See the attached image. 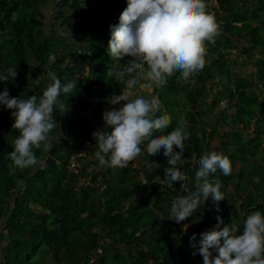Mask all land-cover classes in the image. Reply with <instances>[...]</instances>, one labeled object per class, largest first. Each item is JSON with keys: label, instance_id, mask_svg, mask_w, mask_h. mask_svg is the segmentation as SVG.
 <instances>
[{"label": "trees", "instance_id": "16d2710c", "mask_svg": "<svg viewBox=\"0 0 264 264\" xmlns=\"http://www.w3.org/2000/svg\"><path fill=\"white\" fill-rule=\"evenodd\" d=\"M218 1L219 35L213 43L205 41L209 64L206 61L204 69L187 80L176 72L154 91L162 105L156 115H167L170 122L163 130L154 131L152 138L183 127L188 134L184 141L185 162H178L176 167L186 177L195 175L200 158L212 151L227 156L232 164L231 175L224 176L218 169L210 176L219 180L224 195L219 211L208 199L185 220L196 221L193 227L175 232L167 226L172 203L188 193L179 186L161 187L147 177L152 167L163 171L171 167L164 149L151 156L146 151V140L141 156L131 162L133 169L126 167L134 175H127L126 168H122L116 171L118 175H112L113 179L104 178L109 186L103 193L105 202L93 196L92 187L77 193V176L69 172L73 156L88 151L95 157L92 134L100 129L107 131L103 129V104L125 87L106 73L108 67L120 69L132 59L112 60L108 53L111 26L119 23L128 0H96L90 4L82 0H0V29L11 35L7 41L10 53L0 55V75H6L8 68L17 71L15 79L0 81V93L7 90L10 97L22 100L34 95L39 103L49 83V72L58 75L62 86L76 84L71 93H61L59 100L68 105V111L54 106L56 127L48 141L33 148L40 163L29 168L13 167L8 158L19 132L12 128V110L0 105V264H105L101 259L105 254H111L113 264H203L202 256L192 255V235L199 242V234L213 230L219 223L218 216L223 218V226L233 218L239 235L248 215L255 211L264 215V166L257 167L252 160L254 150L264 141V97L260 100L234 88L235 67L228 56L231 51H239L241 56L251 57L262 50L256 67L264 95V0ZM204 3L208 12L207 0ZM240 3L249 6L246 12ZM50 10L57 22L72 32L73 39L58 35L53 24L47 25V21L52 23ZM83 11L77 29L75 19ZM54 35L57 40H53ZM29 52L32 62L28 60ZM94 100L101 103L100 107L91 116L84 115L92 110ZM223 100L227 102L221 108ZM113 107L110 104L108 110ZM225 129L228 131L224 134ZM251 130V138H244L243 134ZM143 156L152 166L142 164ZM111 172L105 166L103 175ZM136 172L143 176L141 181ZM101 175L95 170L94 180ZM127 199L137 202L129 206ZM213 255L218 253L213 251Z\"/></svg>", "mask_w": 264, "mask_h": 264}, {"label": "clouds", "instance_id": "9594fccd", "mask_svg": "<svg viewBox=\"0 0 264 264\" xmlns=\"http://www.w3.org/2000/svg\"><path fill=\"white\" fill-rule=\"evenodd\" d=\"M110 31L108 53L112 60L132 59L120 69L114 66L107 69V77L125 86L121 94L112 95L107 102L113 106L123 102V106L103 113V129L107 131L100 129L92 134L96 141L95 158L102 167L126 168L141 156L147 140V153L155 156L164 149L163 154L171 165L165 169L166 179L161 180V184L185 181L186 176L176 165L185 162L187 132L177 127L167 136L152 138L154 131L168 127L169 117L156 115L162 108L158 97L145 99L136 95L131 98L132 89L141 79L146 83L140 86L150 88L163 86L176 72L187 80L202 71L206 64L205 41L214 42L219 35V25L206 11L204 0H128L119 23L111 26ZM16 76L15 68H8L6 75H0V81L7 82L9 77L15 79ZM47 79L49 83L39 103L34 95L22 100L10 97L7 90L0 93V105L12 110V128L19 132L14 151L8 154L13 167L23 169L40 163L33 148L38 149L42 142L48 141L49 133L56 127L57 122L52 117L54 106L68 111V105L59 97L61 93H71L75 82L62 86L54 72H49ZM218 169L224 176L231 175L232 164L227 156L212 151L200 158L195 173L196 191L173 200L171 220L181 223L193 217L208 199L219 211V203L225 200L221 184L218 179H210ZM217 220L219 223L213 230L199 234V242L195 234L190 237V246L195 249L193 256H202L203 264H264V215L260 211L247 216L239 235L240 229L233 218L226 226L222 217L218 216ZM189 227L184 224L182 230L187 232ZM213 251L218 255L214 256Z\"/></svg>", "mask_w": 264, "mask_h": 264}, {"label": "rangeland", "instance_id": "374dc122", "mask_svg": "<svg viewBox=\"0 0 264 264\" xmlns=\"http://www.w3.org/2000/svg\"><path fill=\"white\" fill-rule=\"evenodd\" d=\"M96 0H94V3H95ZM82 2H89L88 0H82ZM51 14V15H50ZM53 10H50L49 14V18L52 16V23L49 24V21H47V25H54L56 27L55 29V32L59 34H63L64 36H68L70 39L73 37V34L70 30H68L67 27H64L63 24L61 25V21L60 22H57L56 20V14L54 13L53 15ZM79 16L81 17V21L83 20V17H84V11L83 13L79 14ZM79 18V17H77ZM49 28V27H48ZM79 29V28H77ZM50 32L51 30L49 29V36L48 38L50 39L49 41L52 40V35H50ZM76 34L79 33V31L77 30L75 32ZM75 35V34H74ZM11 35L6 32L5 30L3 29H0V55H8L10 53V48L7 46V41H9L11 39L10 37ZM55 36V35H54ZM74 38V37H73ZM72 38V39H73ZM57 40L58 39V36H55V38H53V40ZM239 46V45H238ZM247 47H249V44H247ZM79 51H81L79 49ZM240 53L239 51H231L229 52L228 56L231 57L232 56H239ZM206 57V60H208L207 64H209L210 62V57L208 55L205 56ZM241 57V55H240ZM28 60L32 62V56H31V52L28 53ZM236 61V60H235ZM230 63L235 67V71L233 73V81H234V88L236 90H244L245 92H247L249 95H256L257 97L259 96L260 100L263 99L264 95H263V92L261 91V85H260V81L259 80V75H258V70H257V67H256V71L254 70V72H249L247 69L246 70H240V71H237V64L234 63V61L232 62L230 60ZM142 80V79H141ZM146 83L145 82H142V84ZM256 83V84H255ZM142 84H139V85H142ZM262 84V83H261ZM139 87V86H138ZM141 88V87H140ZM154 91H155V86H152L150 88H144L143 87V91L141 92H138L137 95L139 96H142L144 97L145 99H150L152 97H154ZM133 92V91H132ZM135 98V97H134ZM264 101V99H263ZM223 102H227L226 100H223ZM104 103V102H103ZM222 104V103H221ZM101 103H98L97 100H94V105H92V110L89 109L87 110L84 115H87V116H91V113L93 114V111L97 110L99 107H100ZM109 106L110 104L109 103H105L103 104V109L104 111H108L109 109ZM123 106V102H121V104H118L117 106L115 105V107L117 109H119L120 107ZM220 107L222 108V105H220ZM189 110L191 109V106L190 104H188V107H187ZM219 109V107L217 108V110ZM224 134L226 133V131L228 130H224ZM261 131L263 133V138H264V124L261 126ZM253 130L249 131V133H244L243 136L244 138H247V139H250L251 136L249 135L250 133L252 134ZM253 135V134H252ZM262 138V139H263ZM90 149L93 148V146L91 145L89 147ZM85 153H89L88 151H85ZM92 157H94L92 154H90ZM74 157V156H73ZM73 157L71 158V160L73 159ZM149 158L146 157V156H143L141 158V162L142 164L145 166V167H150L152 166L148 160ZM70 160V161H71ZM253 160V164L257 167H260V166H264V141L260 144V147L259 148H256L254 150V157L252 158ZM134 163V162H133ZM130 162L128 168H132L131 165L134 166V164ZM93 169H94V172L95 170H98L100 172H102V175L100 177H97L93 182V187L92 189L93 190V196L98 200V201H101V202H105L106 201V198H104L103 196V193L106 192L108 189H109V186L107 183H105V180L104 178H108L109 180L110 179H113L112 178V175L116 172V171H119V169H122V168H117V169H113L111 168V174L110 175H106L104 176L103 173L105 171V166L102 167L99 165V161H95L93 163ZM133 169V168H132ZM127 175H134L135 172H132L130 173V170H128L126 168V170L124 171ZM160 172V173H159ZM156 171L154 167H152V170L151 172L147 175V177L149 178H152L154 182L157 183V185H160L161 187H164L165 185L161 184L162 181L161 180H164L166 179V174H165V171ZM117 173V172H116ZM138 173L137 174V180L138 181H141L143 177L142 175H140V172H136ZM118 175V173L116 174ZM187 179L185 181H178V182H174L173 184H170V185H167V186H179L181 187L182 190L186 191L188 194L193 192V189L196 188V179H195V175L193 174H189L187 177ZM232 180L233 182L235 183L236 182V178L233 176L232 177ZM234 186L231 185L230 187V190H233ZM81 189H84L83 187H80L78 185V183L75 185V191L77 193H79V191ZM149 190L146 192V195L149 197ZM254 194L257 195V191L254 190ZM137 201L135 199H127V204L129 206H132L136 203ZM199 218L196 217L195 220H198ZM193 222L194 220H192L191 222H186V221H183L181 223H176L175 221L173 220H168L167 221V226L172 229L173 231H183L181 229H183V225L184 224H188L190 225L189 228L193 227ZM188 228V229H189ZM100 253V252H99ZM112 253V252H110ZM111 254H105L102 256L101 259H103L105 261V264H113V260H112V257L110 256ZM95 261V259L93 260V262ZM147 264H151V263H147Z\"/></svg>", "mask_w": 264, "mask_h": 264}, {"label": "built area", "instance_id": "2783aa9c", "mask_svg": "<svg viewBox=\"0 0 264 264\" xmlns=\"http://www.w3.org/2000/svg\"><path fill=\"white\" fill-rule=\"evenodd\" d=\"M89 4L94 0H88ZM207 8L209 14H212L217 19L219 13H221V5L218 0H207ZM75 19V22L78 23L79 29L81 24V17ZM213 43V42H212ZM222 107L226 106L225 102H222ZM97 161L95 157H92L88 153H81L75 155L73 159L70 161L69 172L77 176V183L80 187L90 188L93 187L94 182V169L93 163Z\"/></svg>", "mask_w": 264, "mask_h": 264}, {"label": "crops", "instance_id": "0c3cea01", "mask_svg": "<svg viewBox=\"0 0 264 264\" xmlns=\"http://www.w3.org/2000/svg\"><path fill=\"white\" fill-rule=\"evenodd\" d=\"M257 6H259V5L257 4ZM239 7L242 9V11H245V12H246L247 8H249L248 5L244 6L242 3L239 4ZM254 10L262 11L259 8H255ZM255 25H257V23H255ZM261 51H262L261 49L256 50L254 52V56H251V57H246V56H241L240 57V55L238 57L237 56H232L230 60L232 62L234 61V63L237 64V69H238L237 71L246 70L247 69L249 72H254V70L256 71L257 61L261 58V53H260ZM205 60H206V57H205ZM206 61L208 62V60H206ZM142 82H145V81L142 79V80H140L139 84H142ZM139 84L136 86V88L132 89L133 95H132L131 98H134L137 95L138 92H140V91L142 92L143 91V87H141ZM155 170L158 171V172L162 171V169H159V168H155Z\"/></svg>", "mask_w": 264, "mask_h": 264}]
</instances>
